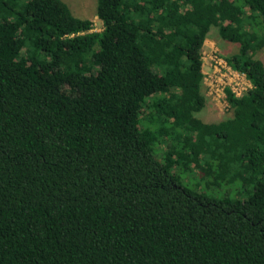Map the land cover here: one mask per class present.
Masks as SVG:
<instances>
[{"label": "trees", "instance_id": "trees-1", "mask_svg": "<svg viewBox=\"0 0 264 264\" xmlns=\"http://www.w3.org/2000/svg\"><path fill=\"white\" fill-rule=\"evenodd\" d=\"M0 0V264H264V0ZM237 43L203 121L202 47Z\"/></svg>", "mask_w": 264, "mask_h": 264}, {"label": "rangeland", "instance_id": "rangeland-1", "mask_svg": "<svg viewBox=\"0 0 264 264\" xmlns=\"http://www.w3.org/2000/svg\"><path fill=\"white\" fill-rule=\"evenodd\" d=\"M71 9L72 14L77 17L87 18L92 22L93 30L99 31L102 28L101 21L95 15L96 0H63ZM238 49L237 43L223 40L217 32L215 27H212L204 40L202 51H204L203 70H209L208 62L209 55L215 52L219 56H226L235 53ZM256 57L261 59L264 63V46L256 53ZM250 84L247 78H243L233 84L235 91L242 94L249 88ZM203 94L206 97L205 107L197 114L203 121H217L224 119L230 115L228 106L224 99L215 100L212 95L207 93V89L202 87Z\"/></svg>", "mask_w": 264, "mask_h": 264}, {"label": "built area", "instance_id": "built-area-1", "mask_svg": "<svg viewBox=\"0 0 264 264\" xmlns=\"http://www.w3.org/2000/svg\"><path fill=\"white\" fill-rule=\"evenodd\" d=\"M204 51L201 53L202 61L204 59ZM203 62L201 64V73H202V84L207 89V93L212 95V98L215 100L224 99V102L228 106L224 89L228 87L232 93L236 96H240L235 91L233 84H237V82L243 78H246L244 73L239 72L238 70L234 69L224 58L223 56H219L215 52L209 55V62L208 67L209 70H203ZM248 80V79H247ZM250 84V82H249ZM250 87V86H249Z\"/></svg>", "mask_w": 264, "mask_h": 264}]
</instances>
